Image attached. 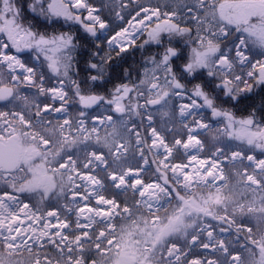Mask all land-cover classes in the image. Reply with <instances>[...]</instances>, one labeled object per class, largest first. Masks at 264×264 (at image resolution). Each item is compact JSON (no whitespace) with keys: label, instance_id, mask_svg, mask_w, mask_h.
Instances as JSON below:
<instances>
[{"label":"snow or ice","instance_id":"1","mask_svg":"<svg viewBox=\"0 0 264 264\" xmlns=\"http://www.w3.org/2000/svg\"><path fill=\"white\" fill-rule=\"evenodd\" d=\"M0 264H264V0H0Z\"/></svg>","mask_w":264,"mask_h":264}]
</instances>
